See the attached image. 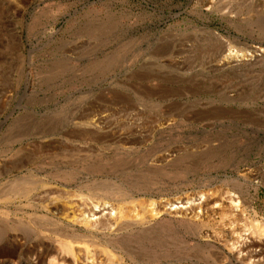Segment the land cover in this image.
<instances>
[{
    "label": "rangeland",
    "instance_id": "obj_1",
    "mask_svg": "<svg viewBox=\"0 0 264 264\" xmlns=\"http://www.w3.org/2000/svg\"><path fill=\"white\" fill-rule=\"evenodd\" d=\"M0 264H264V0H0Z\"/></svg>",
    "mask_w": 264,
    "mask_h": 264
},
{
    "label": "bare ground",
    "instance_id": "obj_2",
    "mask_svg": "<svg viewBox=\"0 0 264 264\" xmlns=\"http://www.w3.org/2000/svg\"><path fill=\"white\" fill-rule=\"evenodd\" d=\"M259 50H262V49H259ZM27 189V188H26ZM16 192V191H15ZM202 195V194H201ZM203 197H199V199L197 200V203H195L194 204V206H192V205H190L188 208H189V213H192V216L193 217H195V216H199V217H205V214L208 216L209 214H215L216 212H217V209H208V207H207V205H208V201H206V200H203ZM228 200H229V202L227 203V209L228 210H230V211H236V210H238L239 209V205L237 204V202L235 201V199L234 198H232L231 196H229V198H228ZM194 201V200H193ZM204 201H206V202H204ZM215 202V201H214ZM217 202V201H216ZM210 204V203H209ZM218 204V203H217ZM212 205V204H211ZM217 206H219V204L217 205ZM225 206V205H224ZM105 207V206H104ZM95 208H97V207H95ZM178 208V207H177ZM198 209L197 211L195 210V209ZM112 209V208H111ZM102 210V209H101ZM179 210H181V208H178L177 209V211H179ZM110 211V210H109ZM113 211V210H112ZM187 211V210H186ZM97 213H99V217L97 218V219H95V220H93V222H101V223H106V221H105V218L104 217H106V215L105 214H100V211L99 212H96V211H94L93 210V212H92V214H91V216H94V215H96ZM111 213V212H110ZM152 215H154V214H157L158 212H157V210L155 209V208H152ZM230 214H232V213H230ZM229 216V215H228ZM235 216V215H234ZM84 218H83V220H86L87 219V217H88V215L87 216H83ZM109 218H106V220H108ZM230 219V218H229ZM236 221V220H235ZM201 224V223H200ZM228 225V224H227ZM54 231V230H53ZM232 231V230H231ZM261 232V224H259L258 222L257 223H255V225H254V230H253V232L252 233H257V234H259ZM53 233H55V232H53ZM63 233H65V232H63ZM205 233V232H204ZM230 233V232H229ZM56 234V233H55ZM237 234V233H236ZM206 235V234H205ZM240 235V234H239ZM63 236V235H62ZM240 237V236H239ZM53 238V237H52ZM227 238V237H226ZM225 238V239H226ZM234 239H237V238H234ZM227 240V239H226ZM230 240H231V238H230ZM61 241V240H60ZM58 242H59V240H58ZM228 242V241H227ZM234 242H235V240L233 241V240H231L230 241V244L233 246L234 245ZM64 243V242H63ZM59 244V243H58ZM62 246V245H61ZM69 252V251H68ZM67 252V253H68ZM41 256V255H40ZM68 260V259H67ZM67 262V261H66ZM65 262V263H66ZM70 262V261H69Z\"/></svg>",
    "mask_w": 264,
    "mask_h": 264
}]
</instances>
